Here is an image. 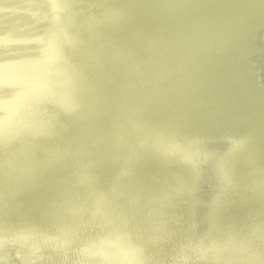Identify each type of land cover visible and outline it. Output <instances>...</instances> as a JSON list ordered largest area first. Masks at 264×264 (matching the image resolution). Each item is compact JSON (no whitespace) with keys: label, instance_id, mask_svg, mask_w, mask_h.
Listing matches in <instances>:
<instances>
[{"label":"bare ground","instance_id":"6f19581e","mask_svg":"<svg viewBox=\"0 0 264 264\" xmlns=\"http://www.w3.org/2000/svg\"><path fill=\"white\" fill-rule=\"evenodd\" d=\"M23 1L20 0V4ZM105 1L92 0L94 4L100 5ZM211 1L212 5L205 4L204 0H120V6L115 9L118 15L120 14V21L114 24L111 30L106 31V47L100 46L110 58L112 67H101L95 74L92 90L86 92L89 104L87 112L81 118L84 128L79 130L73 126L68 127L75 124L78 117L66 113L56 129L53 140L46 141L41 149L42 171L36 167L27 181L22 178L17 180L20 191L8 201L6 210L9 209L19 220L30 216L44 221L46 233L52 235L57 233V228L54 220L48 222L50 215H58L68 221L67 224H73L69 229L71 234L68 242L80 250L76 257L79 264H86V261L87 264H131L126 250L115 251V248H118L115 244L113 249L110 245L106 246L102 238L110 235L111 231L102 230V225L93 238H88L83 233L87 220L99 219V222H106L108 218L113 217L108 210L103 211L102 205L97 211L94 208V204L106 198L112 199L119 211L118 217L121 219L116 223L117 229L121 231L126 228L132 233L134 231L133 234L137 238L138 233L144 234L146 251L170 249L172 252L171 244L176 248L181 247L182 238L187 237L192 242H214L213 251L210 248L204 254L198 255L200 264H264V159L260 158L259 146L250 147L246 155L234 154V145L226 147L223 163L220 164L212 163L211 154L208 152L207 160H210V165L204 179L210 184V190H200L194 183L197 167L190 166L191 169L185 171L173 166L163 156L166 147L159 144L154 137L156 132L178 137L185 131L182 124L184 120L176 118V115L180 114L179 99L173 93L164 91L162 80L171 77L170 71L174 69L172 65L178 66L181 63L179 61L187 48L196 50L201 56H207L206 60L215 59L220 63V69L215 72L204 59L196 64L200 72L210 75V82L200 93L203 107L195 110V116H202V120L207 121L210 118L207 116L211 110L209 106L213 103L210 98L214 97L221 99V103L212 108V114L215 118L218 117L220 123L246 117L248 122L259 125L264 120V87L262 94L258 95L257 87L251 80L252 76L249 78L244 71V60L234 55L236 49L241 51L242 56L252 54L256 65L254 71H264V50L258 36L262 30L260 18L264 17L263 0ZM74 2L77 3V0ZM133 3L136 7L129 22L132 28H123L126 18L122 11ZM12 9L11 6L3 8L0 15L3 18L6 15L12 22L23 24L28 14L19 20L14 13L10 14ZM69 11L61 16V24L55 25L57 33L66 30L68 17L79 12V9L76 5ZM255 11L261 14L258 19L253 16ZM176 12L180 14L175 15ZM111 16L109 10H101L89 23L94 29H100ZM38 18L39 9L34 8L18 32L23 44L29 40V22L35 24ZM174 20H179L178 25H174ZM224 24H228L226 52L219 58H214L212 52L204 45H219L222 42L223 33L220 28ZM86 32L83 23L78 35L67 39L66 44L70 46L76 43L72 45L74 50H59V53H56L58 65H61L67 77L70 78L72 73L74 80L79 65L85 66L94 58L92 47H88V39H84ZM116 35L121 36L124 41L118 43ZM246 37L250 40L247 44L244 42ZM152 38L157 40L154 49L151 48ZM0 39L4 42L10 38L2 33ZM168 39L180 45L177 59H169L164 52ZM13 43L16 42L10 44ZM115 48L116 51L111 52ZM31 53L32 51H20V54L27 58H30ZM71 56H79L81 59L76 63V68L74 65L64 68L62 64L71 60ZM132 58L140 62V70L131 71L128 67L126 61ZM2 61L0 54V62ZM227 64L235 67L236 72L233 75L227 71ZM7 77L9 78V75ZM24 78L20 77L21 85H30V81ZM27 78L31 79V76ZM58 94L59 90L56 92V95ZM228 101L233 109V117H228ZM164 102L168 104L166 108ZM124 109L135 112L140 119L139 123L125 116L122 113ZM12 117V120L5 121L2 117L0 124L7 123L10 128H15L17 119L15 114ZM191 121L190 126L186 128L187 133L198 130L197 119L193 117ZM219 122L218 127L227 126L226 123ZM187 135L189 138H178L187 140L193 136ZM236 135L239 136L237 133ZM118 138L124 139L127 146L119 145L116 141ZM210 138V143L218 145L220 134H210ZM145 140L152 144V148L141 143ZM242 140L243 137L239 140L236 138V144H242ZM28 145L32 147V144ZM110 147L116 152L111 153ZM57 156H61L62 160L58 161ZM237 157L242 158L245 163L236 164ZM83 158L87 160V164ZM231 161H234L235 165H231ZM138 162L146 164L147 169L139 168ZM80 172L87 175L86 180L80 178ZM219 176L224 178L219 179ZM0 180H3V177H0ZM221 183L233 189H224L223 196L234 204L235 209L232 211L214 194ZM189 186L194 188L186 189L185 197L179 200L176 190ZM248 190L251 192L250 197ZM245 193L250 199V209L247 212L241 208L248 201L243 197ZM78 201L83 204L80 210L83 212L82 216L69 210L71 207H77ZM169 201L173 204L164 208L163 205ZM148 211L152 213L153 219L164 217L165 224L160 222L153 228H147L143 218ZM10 213L0 211V240L5 238L8 230L4 229L6 225H17L19 227L16 229L8 230L13 234L9 236L12 241H8V248L16 247L21 242L27 243L30 250L37 248L32 227L28 224L8 223L5 217ZM113 229L117 232L115 235L123 242L124 235ZM162 233L169 235L172 243H162ZM210 236L215 238L208 239ZM46 238V235L42 236V239ZM22 249L27 250L24 247ZM52 252L58 255V250L53 249L46 251L44 257L52 258ZM38 253L39 249L32 256L35 258ZM187 254L191 255L190 252ZM58 259L63 261L59 255ZM191 259L187 257V264L191 263ZM180 264H186V261L180 260Z\"/></svg>","mask_w":264,"mask_h":264},{"label":"water","instance_id":"95a60500","mask_svg":"<svg viewBox=\"0 0 264 264\" xmlns=\"http://www.w3.org/2000/svg\"><path fill=\"white\" fill-rule=\"evenodd\" d=\"M207 5H212L211 0H204ZM264 6V0H263ZM8 4V5H6ZM6 5V6H5ZM39 5V6H38ZM77 5L79 12L68 17L67 28L63 33H57L55 25L61 24V16L65 12H70L69 10ZM11 6L13 9L10 14L14 13L15 17L19 20L23 18L24 15L29 16L30 12L35 8L39 9V18L34 24L29 22L30 29L28 31L29 40L27 43L22 42L18 34L20 28L27 20L28 16L23 20V24L18 22H12L5 15L4 18L0 15V37L2 33H5L10 39L4 42L0 39V54L3 57V61L0 62V121L7 119L12 120V116L15 114L17 121L15 122L17 126L15 128H10V126L0 124V211L5 213H10V210H6V206L9 200L14 198L20 187L18 186L17 180L23 179L28 180L31 171L39 167L42 168L41 159V149L44 148L46 141H52L56 129L59 128L60 121L66 113H71L78 117V121L75 124L69 125L68 127H76L82 130L84 126L82 125L83 120L81 119L83 115L87 112L86 108L89 104V97L86 93L88 90H92V82L95 78V74L100 71V68L110 69L111 61L107 54L100 46L106 47L108 42L106 41L105 34L107 30H111L114 24L118 23L120 20V14L118 15L117 9L120 6V0H106L102 5L94 4L92 0H24L20 4V0H2L0 1V11ZM38 6V8H37ZM136 5L130 4L123 9L122 14L126 18L123 22V28H132L130 26V20L134 14V8ZM109 10L112 14L106 21V24L100 29H94L90 21L96 17L101 10ZM176 14H180L176 12ZM261 14L257 11L253 12V16L256 19L259 18ZM37 17V16H36ZM257 18V19H258ZM262 30L258 33L259 40L261 42V48L264 50V17L261 18ZM51 22V23H50ZM85 23V29L87 30L84 39H88V47H92L94 58L89 60L88 64L85 66L78 67L74 76L71 73L70 78L64 73V69L61 65L57 63L56 53L59 50L62 51H72L74 47L66 44L68 37L78 35L80 25ZM179 20H174V25H178ZM55 28V29H54ZM222 30V42L218 44L208 43L206 48L212 52L214 58H219L226 52V39H227V29L228 24H224L220 28ZM105 30V31H104ZM43 33V38H42ZM76 34V35H75ZM118 43L123 42L124 39L116 35ZM82 41L86 44L85 40ZM16 42L10 44L12 42ZM152 49L156 47V38H152ZM250 40L246 37L244 39L245 44ZM32 51L30 58L25 57L20 54V51ZM116 51V48L111 52ZM180 51V45H177L175 41L168 39L167 46H165L164 52L168 55L171 60L177 59V54ZM74 52V51H73ZM239 49L234 50V55L236 58L244 60V71H246L247 76L253 80L255 86L258 90V95L262 94L264 87V71H254L256 65H254L255 57L250 54L248 56H242ZM121 56V55H119ZM245 57V58H243ZM72 58V56H71ZM81 58L79 56L64 62V68H69L74 65L76 68L78 60ZM204 59L208 64H210L211 69L215 71L220 69V63L215 59H207V56H201L196 53V50L187 48L183 57H181V62L178 66H173L171 69V77L162 80L164 91L170 94H174L179 99V111L180 114L176 115L179 120H184L182 122L185 131L180 133L178 137H188L187 134L193 135L190 139H180L173 135H164L161 133H154V137L158 140V143L163 145L165 148L163 152L164 158L170 162L173 166L182 168L185 171H189L193 167H197L194 174V183L200 190H210V184L204 179L209 170L210 160H207L209 153L211 154L212 163L220 164L223 163L224 149L226 147H233L234 154L246 155L249 148H256L259 146L258 151L261 154V159H264V120L261 121L259 125H253L248 118L242 117L233 122H223L218 121V117L212 113V109L215 104H220L221 99L210 98L209 108L211 109L207 116L210 117L207 121L202 120V116H195V110L203 107L202 101L200 99V93L203 92L204 87L208 82H210V75H206L196 67V64ZM82 61V60H81ZM126 64L131 69V71L140 70L141 64L136 58H132L126 61ZM97 65V66H96ZM73 68V69H74ZM226 68L230 74L236 72L235 67L231 64H227ZM19 69V71H18ZM9 75V78L7 77ZM230 75V76H232ZM25 77L24 80L30 81V85L22 84L20 77ZM31 76L30 78H27ZM22 79V78H21ZM57 90L59 94L56 95ZM258 98V96H256ZM229 104V101L227 102ZM167 103L164 102V107H167ZM229 115L228 117H233V109L229 104ZM11 108V110H10ZM122 113L139 123L140 119L135 112L129 109L122 110ZM3 117V118H2ZM22 117V118H21ZM195 117L198 122V130L194 133H187L186 128L192 123L191 119ZM168 121V120H165ZM169 122V121H168ZM218 122L220 124H225V127H218ZM220 134V141L217 143H210L212 139L210 134ZM236 133L239 135L237 136ZM243 137L242 144H236V138L239 140ZM117 143L121 146H127L124 139L118 138ZM143 145L152 148V144L148 143L146 140L141 141ZM28 144H32L30 147ZM190 150V151H188ZM111 153H115L113 147L109 148ZM209 152V153H208ZM57 160L61 161L62 157L57 156ZM84 163L87 164V160L83 158ZM244 162L240 157L236 158V164ZM231 165H235L234 161L229 162ZM139 168L147 169V165L138 162ZM191 166V168H190ZM42 171V170H41ZM81 179L86 180L87 175L83 172L79 173ZM223 176H219V179H223ZM220 184L217 191V198L220 202L224 203L226 207L232 211L235 209L234 204L230 199H226L223 196L224 189L226 191L233 190L227 186ZM222 187V188H221ZM227 187V188H226ZM194 188V186H189L186 188H178L176 190V196L178 199L185 197L186 189ZM250 197V191H247ZM244 194V199L248 200L246 204L241 206L244 212L250 209L249 202L250 199ZM117 194V192H116ZM146 200L145 207H147ZM79 205L75 208H69L72 213H79L81 216L83 212L82 203L78 201ZM97 204V205H96ZM94 204V208L98 209L100 205L104 210L111 212V217L108 218L106 222H99V219H89L83 229V233L88 238H93L97 235V232L102 225V230L111 231L110 235L104 236L102 239L107 247H112L113 244L118 248L115 251L126 250L127 258L131 264H180L181 261L187 262V257H191V263L189 264H200L198 255L204 254L208 249L213 251L215 248L214 242L204 244L199 242H192L187 237L182 238V246L176 248L172 246V252L168 249L167 251L154 250L152 252L146 251L144 245V234L138 233V237L134 236L133 233L126 228L125 230H118L116 223L120 222V217H118L119 211L115 206V202L112 199H103L100 203ZM173 202H166L163 207L167 208L171 206ZM234 206V207H233ZM147 210L149 208H146ZM115 218V220L113 219ZM19 220L15 218L11 213L9 216L5 217L8 223H22L28 224L32 227L35 233L32 235L36 238L37 248L29 249L27 243L21 242L16 247L8 248V241L12 239V232L8 231L9 228L16 229L17 225H6L4 229H8L5 234V238L0 240V264H14V262H30V264H79L76 262L77 252L79 249L74 248L69 242L70 230L73 224H67L68 221L61 219L58 215H50V220L56 224L57 233L51 234L46 233L44 221L37 220L30 216L20 218ZM144 223H146L147 228H153L156 223L165 224L164 217H159L153 219L152 213L150 211L146 212V216L143 218ZM2 218L0 217V222ZM47 222V221H46ZM105 225V226H104ZM164 228V226H161ZM109 228V229H108ZM111 228V229H110ZM113 228L120 231L124 235L125 239L122 242L117 233ZM10 229V230H11ZM46 235V239H42V236ZM136 235V234H135ZM9 237V238H8ZM8 238V239H7ZM105 238V239H104ZM166 233L160 234V240L162 243H172V239ZM215 237H208L212 239ZM248 239V238H247ZM12 241V240H11ZM110 245V246H109ZM22 247L27 250L22 249ZM39 253L34 258L33 253ZM58 250V255L56 252L53 253V257H44V253L48 250ZM123 249V250H122ZM178 251H177V250ZM176 251V253H174ZM191 253L188 256L187 253ZM75 260V261H74ZM83 261V260H79ZM55 262V263H54ZM84 262V261H83ZM89 263V261H88ZM87 264V261H86Z\"/></svg>","mask_w":264,"mask_h":264}]
</instances>
